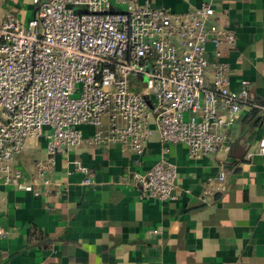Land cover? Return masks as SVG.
Instances as JSON below:
<instances>
[{
	"label": "built area",
	"instance_id": "built-area-1",
	"mask_svg": "<svg viewBox=\"0 0 264 264\" xmlns=\"http://www.w3.org/2000/svg\"><path fill=\"white\" fill-rule=\"evenodd\" d=\"M27 1L34 5L27 23L11 12L0 19V186L39 195V183L52 192L56 157L81 145L120 144L142 154L157 133L163 144H184L193 159L224 145L249 82L229 87L219 59L235 36L218 25L210 2L175 13L151 0ZM40 139L36 183L13 163ZM76 165L91 184L88 168ZM225 177L220 169L208 182L222 189ZM176 181V166L161 156L132 185L139 199L168 201ZM2 199L0 190V211ZM7 235L0 226V239Z\"/></svg>",
	"mask_w": 264,
	"mask_h": 264
},
{
	"label": "crops",
	"instance_id": "crops-1",
	"mask_svg": "<svg viewBox=\"0 0 264 264\" xmlns=\"http://www.w3.org/2000/svg\"><path fill=\"white\" fill-rule=\"evenodd\" d=\"M144 0H139L143 2ZM181 13L210 2L218 25L233 32L222 47L229 87L247 80L248 102L221 149L199 159L182 143L163 144L154 133L142 154L120 144L81 145L56 157L53 191L44 192L34 164L45 157V140H33L14 165L39 195L0 186L3 195L0 264H264V0H151ZM27 0H0V19L13 13L26 22ZM207 56L216 59L208 44ZM84 134L92 132L84 126ZM161 156L177 168L174 199H139L132 178ZM77 163L93 182L84 184ZM225 171L224 187L208 179Z\"/></svg>",
	"mask_w": 264,
	"mask_h": 264
},
{
	"label": "rangeland",
	"instance_id": "rangeland-1",
	"mask_svg": "<svg viewBox=\"0 0 264 264\" xmlns=\"http://www.w3.org/2000/svg\"><path fill=\"white\" fill-rule=\"evenodd\" d=\"M27 8L29 9V15H30V14L32 13V10L34 9V5H33L32 3H30V5H28ZM31 17H32V16H31ZM31 17H30V18H31ZM30 18H29V19H30ZM29 19H28V20H29ZM25 23H27V21H26Z\"/></svg>",
	"mask_w": 264,
	"mask_h": 264
}]
</instances>
